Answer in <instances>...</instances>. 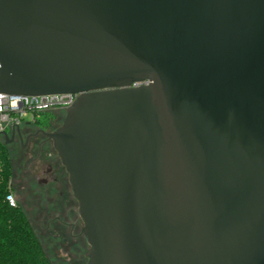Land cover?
Returning <instances> with one entry per match:
<instances>
[{
    "label": "water",
    "instance_id": "1",
    "mask_svg": "<svg viewBox=\"0 0 264 264\" xmlns=\"http://www.w3.org/2000/svg\"><path fill=\"white\" fill-rule=\"evenodd\" d=\"M0 93L76 97L87 264H264V0H0Z\"/></svg>",
    "mask_w": 264,
    "mask_h": 264
},
{
    "label": "flooded vegetation",
    "instance_id": "2",
    "mask_svg": "<svg viewBox=\"0 0 264 264\" xmlns=\"http://www.w3.org/2000/svg\"><path fill=\"white\" fill-rule=\"evenodd\" d=\"M68 108L65 105L42 108L32 122H25L7 132L0 142L10 159L12 181L18 179L25 187L31 184L24 188L31 197L30 204L34 203L36 197L46 203L43 208L39 206L40 218L45 219L40 222L41 229L45 233L53 232V237L57 238L66 231V243L57 241V246L62 251L73 249L80 256V264H87L89 245L83 234L84 223L79 214L78 202L74 198L65 167L47 136L62 125ZM38 115L44 118L39 119ZM32 186L42 188L43 193L31 194ZM26 201L27 197L22 196V204L19 200L15 203L18 202L24 211Z\"/></svg>",
    "mask_w": 264,
    "mask_h": 264
},
{
    "label": "trees",
    "instance_id": "3",
    "mask_svg": "<svg viewBox=\"0 0 264 264\" xmlns=\"http://www.w3.org/2000/svg\"><path fill=\"white\" fill-rule=\"evenodd\" d=\"M11 181L10 159L0 142V264H52L22 206L5 199L13 194Z\"/></svg>",
    "mask_w": 264,
    "mask_h": 264
},
{
    "label": "built area",
    "instance_id": "4",
    "mask_svg": "<svg viewBox=\"0 0 264 264\" xmlns=\"http://www.w3.org/2000/svg\"><path fill=\"white\" fill-rule=\"evenodd\" d=\"M75 96L72 95H44V96H19L0 93V138L21 124L25 120L32 122L38 111L53 105H65L70 107ZM6 201L10 206L15 205L11 193L6 195Z\"/></svg>",
    "mask_w": 264,
    "mask_h": 264
},
{
    "label": "rangeland",
    "instance_id": "5",
    "mask_svg": "<svg viewBox=\"0 0 264 264\" xmlns=\"http://www.w3.org/2000/svg\"><path fill=\"white\" fill-rule=\"evenodd\" d=\"M38 116H39V119L44 118V117H41L42 115H38ZM25 122H28V121L25 120ZM28 185H31V184L29 183L27 184V186ZM27 186L25 187L22 181L18 179H14L11 183V188L13 190L12 196L15 201L19 200L21 204H22V196L27 197V201L25 203V205L26 204L27 205L24 207L25 208L24 212L29 218V222L31 223L33 231L35 232L38 240L40 241L43 247V250L45 251L50 262L52 264H80L81 263L80 256L79 255L77 256V254L73 252V249L62 251L59 245L57 246V241L66 243L65 241L67 239L66 231H64L65 233L62 234L61 236H58L57 238V237H53L52 235L53 232L45 233L44 230L41 229L40 222L45 221V219L40 218L39 206L43 208V206L46 203L44 204V200L40 201L39 197L38 198L36 197L35 198L36 200L34 201V203L30 204L31 197H29V195L26 192V189H24V188H27ZM32 187L33 189H31V194L38 195L39 193L40 194L43 193L42 188L35 187V186H32ZM64 252H67V253H64ZM67 256H69V258H67Z\"/></svg>",
    "mask_w": 264,
    "mask_h": 264
}]
</instances>
